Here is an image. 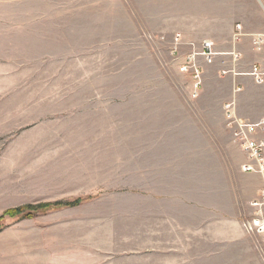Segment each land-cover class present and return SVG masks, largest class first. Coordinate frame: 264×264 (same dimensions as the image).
Listing matches in <instances>:
<instances>
[{"label":"rangeland","instance_id":"1","mask_svg":"<svg viewBox=\"0 0 264 264\" xmlns=\"http://www.w3.org/2000/svg\"><path fill=\"white\" fill-rule=\"evenodd\" d=\"M255 34L264 0H0V264H178L181 162L219 201L241 179L222 71L264 65ZM204 39L218 55L195 99L179 66ZM241 81L239 114L259 123L264 80ZM226 151L232 169L216 171ZM249 235L218 264H264V236Z\"/></svg>","mask_w":264,"mask_h":264},{"label":"crops","instance_id":"2","mask_svg":"<svg viewBox=\"0 0 264 264\" xmlns=\"http://www.w3.org/2000/svg\"><path fill=\"white\" fill-rule=\"evenodd\" d=\"M229 146L230 149H233L231 144ZM183 155L182 153L181 160L185 158ZM219 156L221 163L215 166V170L222 167L229 173L233 164L231 163L230 167L231 160L228 157V152L219 153ZM243 160L244 155L239 153L235 167L239 171L241 179L235 181L231 178L229 182H226L225 188L221 190L225 192L222 194L226 195L225 201L218 200L217 183L216 185L209 183L207 190H202L201 184L195 182L196 177L193 179V183H187L185 176L187 165L185 162H181V174H183L181 176V252L171 254L177 255L175 257L177 259L171 260L176 262L178 260V264H218L215 258L219 254L233 252L234 250L231 248L233 245L252 238L243 231L240 222L253 213L254 209L250 206V200L259 193L262 187V178L258 174L243 173L240 169ZM188 167L195 173L196 169L201 167V163H194ZM192 178L188 179L192 180ZM172 222L170 220L168 223ZM172 226L171 224L170 228ZM173 229L179 230L178 227ZM205 259L209 263L201 262Z\"/></svg>","mask_w":264,"mask_h":264},{"label":"built area","instance_id":"3","mask_svg":"<svg viewBox=\"0 0 264 264\" xmlns=\"http://www.w3.org/2000/svg\"><path fill=\"white\" fill-rule=\"evenodd\" d=\"M233 34L234 42L239 41L244 34L241 24H237ZM180 34L177 35L179 37ZM255 49L262 51L264 57V34H255ZM184 42V41H183ZM195 47L196 43H190ZM218 52L213 40L204 39L198 48L185 54L182 59L179 71L189 76L191 80L190 96L197 98L200 95L203 85V73L205 65L214 63ZM232 58V61L239 64L242 61V53L235 47L225 53ZM236 67V66H235ZM264 65L254 63L247 71L237 72L235 69H225L223 74H230L233 80V89L230 98L223 105L224 119L227 127L231 130L232 142L238 146L245 154V158L240 166L242 172L258 174L262 178V187L257 197L251 201L252 207L257 214L250 220L241 222L242 229L249 234L264 236V140H254L253 137L259 135L263 129L264 120L251 124L244 116L239 114L238 95L245 89L241 78L249 77L256 84L264 80Z\"/></svg>","mask_w":264,"mask_h":264},{"label":"trees","instance_id":"4","mask_svg":"<svg viewBox=\"0 0 264 264\" xmlns=\"http://www.w3.org/2000/svg\"><path fill=\"white\" fill-rule=\"evenodd\" d=\"M76 204H78V201H72V202H61L60 201V202L54 203L53 205H56V206H59V205L72 206V205H76ZM48 206H50V204H41L40 206H38V208L39 207H48ZM35 208H37V207L36 206H32V205H25V206H20V207L16 208L15 211L17 213H21V212H23V211H25L27 209H35Z\"/></svg>","mask_w":264,"mask_h":264}]
</instances>
